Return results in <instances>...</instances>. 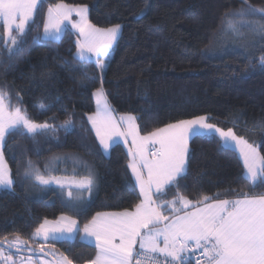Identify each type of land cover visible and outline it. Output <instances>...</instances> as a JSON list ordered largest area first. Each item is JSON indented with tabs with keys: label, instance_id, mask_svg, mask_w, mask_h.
Wrapping results in <instances>:
<instances>
[{
	"label": "trees",
	"instance_id": "1",
	"mask_svg": "<svg viewBox=\"0 0 264 264\" xmlns=\"http://www.w3.org/2000/svg\"><path fill=\"white\" fill-rule=\"evenodd\" d=\"M58 2L87 5L89 20L98 27L122 24L103 87L119 115L137 117L142 134L210 115L212 123L260 145L264 155V69L257 63L264 43L246 52L234 47L215 52L229 19L226 14L242 7L241 0H43L19 50L9 54L0 40V89L33 121L59 126L71 119L75 128L65 132L57 127L34 138L17 133L6 137L4 155L15 183L11 191L0 189V241L19 235L32 244L31 234L45 218L71 215L82 228L97 212L132 209L140 199L125 147L115 144L106 155L87 119L96 110L92 93L100 87L94 61L81 64L76 58L77 37L71 30L59 41L33 40L43 33L48 5ZM249 2L264 7V0ZM3 32L0 27V36ZM41 104L48 110L41 112ZM62 155H72V167L70 160L59 162L53 175L85 177L89 169L97 175L96 193L83 213L65 207L66 197L57 187L44 189L23 178L28 160L43 172L46 163ZM243 171L238 152L224 147L219 136H196L190 139L188 171L179 181V192L193 201L217 192L219 199L239 198L241 191L264 193V187H251ZM176 191L170 188L159 199L171 200ZM46 246L73 264H85L96 254L79 236L74 243L52 241Z\"/></svg>",
	"mask_w": 264,
	"mask_h": 264
},
{
	"label": "snow or ice",
	"instance_id": "2",
	"mask_svg": "<svg viewBox=\"0 0 264 264\" xmlns=\"http://www.w3.org/2000/svg\"><path fill=\"white\" fill-rule=\"evenodd\" d=\"M42 3L43 0H0V27L4 30L0 40L9 54L19 50L23 37L31 30L30 25L35 24V15ZM241 3L242 7L238 10L226 14L235 18L229 20L226 31L242 39L240 29H247L264 38V7L255 6L249 0H241ZM88 13L87 5L50 4L43 22V33L33 37V40L59 41L66 31L75 30L78 33L76 58L81 64L94 61L101 73L100 87L92 93L97 111L88 115L87 119L105 154L121 140L127 144L128 137H131L133 147L128 149L131 159L127 167L131 169L135 186L139 188L140 199L131 210L97 212L82 228L70 216L61 215L56 220L45 218L31 234L32 238L74 243L79 236L81 242L96 249L95 256L85 264H191L192 255L196 252H199V257L195 264H264V193L250 195L241 191L239 198L219 199L221 193L217 192L202 195L193 201L179 192V181L188 171L190 139L214 132L219 134L224 147H239L243 175L253 189L264 187V155L260 152V145L237 136L231 128L227 131L217 128L207 122L209 117L205 115L169 123L146 135L140 134L136 116L128 114L115 119L103 84L106 60L122 34V25L98 28L91 23ZM73 14L78 19L74 20ZM257 63L264 69V54L258 57ZM57 67L64 69L63 64ZM87 79L94 81L96 78ZM88 86L81 83L84 89ZM39 107L41 112L48 110L46 105ZM57 127L70 132L75 125L71 119L59 126L47 121L36 123L29 118L26 109L19 106L13 108L8 93L0 89V189L11 191L15 183L4 158L6 137L17 133L34 138L54 132ZM60 160L61 157H54L45 164L43 172L28 160L23 178L41 188L57 185L61 192L66 191V199L62 201L64 206L83 213L87 210L88 201L82 193L87 191L91 197L96 186L94 175L91 169L81 179L53 175ZM173 187L177 191L171 200L159 199ZM230 191L234 190H225L226 193ZM4 244L9 251L26 249L32 253L26 261L21 258L20 264H48L42 257L33 260V255L45 253L43 246L29 248L28 241L19 235L13 240L0 242V258L8 264H16V261L12 255H4ZM47 254L53 256L54 264H73L66 255L51 251Z\"/></svg>",
	"mask_w": 264,
	"mask_h": 264
},
{
	"label": "rangeland",
	"instance_id": "3",
	"mask_svg": "<svg viewBox=\"0 0 264 264\" xmlns=\"http://www.w3.org/2000/svg\"><path fill=\"white\" fill-rule=\"evenodd\" d=\"M59 3V2H58ZM63 3H66V2H63ZM66 4H68V3H66ZM68 5H70V6H80V5H84V4H68ZM89 8V7H88ZM88 16H89V13H88ZM74 20L75 19H78V17H76L75 16V14H73V17H72ZM231 19H235V18H233V17H229V19L227 20V22H226V24H225V27H224V30H223V34H224V36H223V38H222V40H221V42L218 44V46H217V48H216V50H215V52H219V51H221L223 48H228V47H234V48H237V49H240V50H242V51H245L246 52V50L247 51H250L255 45H258V44H260V43H264V38H261V36H259V35H254V34H252V33H250L247 29H240V31L243 33V38L242 39H240V38H237V37H235L231 32H229V31H226V26H227V24H228V22H229V20H231ZM122 25V24H121ZM98 27V26H97ZM98 28H108V27H98ZM117 43V42H116ZM116 43L114 44V45H116ZM112 46V48L110 49V56L107 58V60H106V63H108V61H109V59L111 58V56H112V54H113V47H115V46ZM12 106V105H11ZM13 108L14 107H17V106H12ZM128 115V114H127ZM132 115V114H131ZM120 116H124V114H121ZM205 116H207V117H209V119H208V123H210V124H214V123H212L211 121H210V115H205ZM115 119H117V118H115ZM191 119V118H190ZM32 120V119H31ZM117 120H119V119H117ZM33 121V120H32ZM34 122H36V121H34ZM36 123H40V122H36ZM136 123H137V121H136ZM138 124V123H137ZM216 125V124H215ZM124 128H126V125H124L123 126ZM216 127L217 128H221V127H219V126H217L216 125ZM222 129V128H221ZM122 130H123V128H122ZM223 130H225V129H223ZM225 131H227V130H225ZM140 134L141 135H146V134H142L141 132H140ZM207 134H216L217 136H219V134L218 133H214V132H211V133H207ZM238 136V135H237ZM129 139L131 140V137H129ZM221 139V138H220ZM247 140V139H246ZM222 141V140H221ZM249 143H251L250 141H248ZM223 143V142H222ZM254 144V143H253ZM228 147H231V148H233V149H235L237 152H238V155H239V157L241 158V160H242V157L240 156V150H239V147H237V146H235V145H229ZM189 148H190V140H189ZM262 154V153H261ZM263 155V154H262ZM64 156H68V155H64ZM4 158H5V160H6V157H5V155H4ZM65 157H62V161H65ZM67 159H68V157H67ZM70 161H71V163H69V166L70 167H72V160L70 159ZM6 162H7V160H6ZM7 164H8V162H7ZM8 166H9V164H8ZM58 165H56V170L58 169V167H57ZM9 168H10V166H9ZM63 172H66V173H68L69 171L66 169V168H64V170H63ZM56 174V173H55ZM93 175H94V179H95V182H96V186L94 187V189H93V192H92V194L94 193V191L96 190V187H97V175H96V173L94 172L93 173ZM62 176H64V177H67V178H69V179H71L72 178V174L71 175H68V174H66V175H62ZM51 187H54V186H52V185H50ZM58 188V187H57ZM45 189V188H44ZM59 189V188H58ZM64 192H66V191H64ZM86 192V191H85ZM96 193V192H95ZM83 194V193H82ZM92 194H91V196H92ZM85 197V196H84ZM7 240H13V239H7ZM3 251H4V255H10L9 254V252L8 253H5L6 251H5V248H3ZM30 255H32V254H25V253H17V255H14V257H15V259H16V264H20V260H21V258H23L25 261L27 260V258H28V256H30ZM42 257V259H43V261H47L48 262V264H54V258L53 257H48V256H45V255H38V256H36V255H33V260L34 261H37V260H39V258H41ZM2 261H3V259H2ZM4 262V261H3ZM4 264H7L6 262H4Z\"/></svg>",
	"mask_w": 264,
	"mask_h": 264
},
{
	"label": "crops",
	"instance_id": "4",
	"mask_svg": "<svg viewBox=\"0 0 264 264\" xmlns=\"http://www.w3.org/2000/svg\"><path fill=\"white\" fill-rule=\"evenodd\" d=\"M46 14H47V12H46ZM72 31V33H74V35L77 37V39H78V33H76L75 32V30H71ZM65 33V32H64ZM64 33L62 34V36L64 35ZM115 46V45H114ZM114 48V47H113ZM95 99V98H94ZM108 102L110 103V101H109V99H108ZM96 103V102H95ZM110 105H111V107L113 108V106H112V104L110 103ZM114 109V108H113ZM96 111H97V108H96V110H95V112L94 113H92V114H95L96 113ZM92 114H90V115H92ZM124 115H127V114H124ZM112 116L114 117V118H117V119H119V117H120V115L114 110L113 111V113H112ZM91 124V123H90ZM91 127H92V125H91ZM93 129V128H92ZM93 131H94V133H95V130L93 129ZM95 135H96V133H95ZM97 137V136H96ZM97 140H98V142H99V139H98V137H97ZM120 143H122L123 144V146L125 147V149H126V151H127V153H128V149L129 148H131V147H133V145H132V143H131V140L129 139V137H128V143L127 144H125V143H123V141L121 140V142ZM99 144H100V142H99ZM100 147H101V149H102V151H103V148H102V145L100 144ZM109 151H110V149H109ZM109 151H108V153L106 154V155H108L109 154ZM104 152V151H103ZM105 153V152H104ZM129 155V154H128ZM58 157H61V159H62V157H65L66 159H65V161H62V160H60V162H66L67 160H72V155H68V156H64V155H62V156H58ZM67 157H68V159H67ZM76 158H74L73 157V160H75ZM130 159H131V157L129 156V161H130ZM129 161H128V163H129ZM56 167V166H55ZM128 170H129V174H130V176H131V178L133 179V181H134V177L132 176V172H131V169L130 168H128ZM145 175H146V170H145ZM56 176H61V177H64V176H62V175H56ZM72 178H75V179H81V178H83V177H76V176H72ZM52 186H54V187H58L57 185H55V184H52ZM48 187H51L50 185L48 186ZM47 187V188H48ZM138 187V186H137ZM59 188V187H58ZM60 190V189H59ZM96 190H97V187H96ZM96 190L94 191V193L92 194V196L91 197H89V193L86 191H84L83 192V194H82V196L84 197V199L86 200V201H89V200H91L93 197H94V195H95V192H96ZM138 190H139V188H138ZM61 191V190H60ZM62 194H64V196L66 197V192H62ZM129 210H131V209H129ZM120 211H123V210H120ZM103 212H118V211H103ZM62 215H65V216H70V217H72V218H74V219H76L77 221H78V219L77 218H75V217H73V216H71V215H67V214H62ZM61 216V215H60ZM59 216V217H60ZM49 220H56V219H49ZM43 222V221H42ZM79 222V221H78ZM77 238V237H76ZM34 240V242L35 243H37V244H39V245H42V246H46V245H48L49 243H51L53 240H49V241H47V242H45V241H43L42 239H39V238H37V239H33Z\"/></svg>",
	"mask_w": 264,
	"mask_h": 264
},
{
	"label": "flooded vegetation",
	"instance_id": "5",
	"mask_svg": "<svg viewBox=\"0 0 264 264\" xmlns=\"http://www.w3.org/2000/svg\"><path fill=\"white\" fill-rule=\"evenodd\" d=\"M42 245H39V244H37V243H28V245H27V247H29V248H32V249H39L40 247H41ZM3 248H5V253H8L9 252V254L10 255H12V257H13V259L16 261V259H15V257H14V255H17V253H21L20 251L18 252V251H15V250H12L11 249V251H9L8 250V248L7 247H4L3 246ZM43 248L45 249V251L46 252H49V251H51V252H54V253H56V254H58L57 252H55V251H53L50 247H48V246H43ZM21 251H27L26 249H23V250H21ZM52 256V255H51ZM53 257V256H52ZM2 259V258H1ZM3 261L4 262H6L7 264H8V262L7 261H5L4 259H3Z\"/></svg>",
	"mask_w": 264,
	"mask_h": 264
},
{
	"label": "water",
	"instance_id": "6",
	"mask_svg": "<svg viewBox=\"0 0 264 264\" xmlns=\"http://www.w3.org/2000/svg\"><path fill=\"white\" fill-rule=\"evenodd\" d=\"M0 242H2V241H0ZM3 246L8 248V246L6 244H4ZM12 250H15V249H12ZM15 251H17V250H15ZM20 252L25 253V254H32V253H29L28 251H20ZM47 253L48 252L45 251V253H40L39 255H45L48 257H52L51 255H48Z\"/></svg>",
	"mask_w": 264,
	"mask_h": 264
},
{
	"label": "built area",
	"instance_id": "7",
	"mask_svg": "<svg viewBox=\"0 0 264 264\" xmlns=\"http://www.w3.org/2000/svg\"><path fill=\"white\" fill-rule=\"evenodd\" d=\"M199 257V252L192 255L191 264H195L196 259Z\"/></svg>",
	"mask_w": 264,
	"mask_h": 264
}]
</instances>
